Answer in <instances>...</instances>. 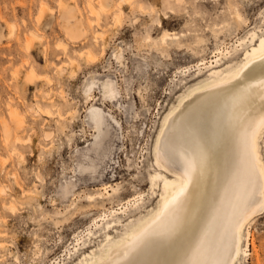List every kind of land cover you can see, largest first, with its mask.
Here are the masks:
<instances>
[{
  "label": "rangeland",
  "instance_id": "obj_1",
  "mask_svg": "<svg viewBox=\"0 0 264 264\" xmlns=\"http://www.w3.org/2000/svg\"><path fill=\"white\" fill-rule=\"evenodd\" d=\"M165 31L186 36L164 47ZM32 33L38 38L27 47ZM252 33L264 35V0H0V264H82L111 246L96 264L128 260L112 261L121 248L114 245L158 207L164 117L198 82L240 62ZM88 51L96 63L85 60ZM222 53L232 55L215 64ZM211 61L214 68H204ZM8 105L22 127H13ZM92 106L108 119L97 137ZM3 121L12 125L10 141ZM252 207L240 220L245 253L234 264H264V209Z\"/></svg>",
  "mask_w": 264,
  "mask_h": 264
},
{
  "label": "bare ground",
  "instance_id": "obj_2",
  "mask_svg": "<svg viewBox=\"0 0 264 264\" xmlns=\"http://www.w3.org/2000/svg\"><path fill=\"white\" fill-rule=\"evenodd\" d=\"M60 6H63L62 2ZM233 13L235 21L242 19L238 9ZM167 17L169 15L165 14L164 18ZM119 21L120 15H116L115 22ZM158 24L162 26L160 21ZM9 31L13 33L12 29ZM31 35L27 47L38 38L34 33ZM184 36V32L165 31L159 44L168 47L171 41L180 45ZM252 41H255L254 45L240 62L225 71H215L208 80L198 82L164 117L157 140L158 166L170 173L172 171L162 164L163 160L175 164V167L178 163L181 173H172L170 177L157 174L161 180V192L156 211L114 245L121 248L118 258L112 261H123L130 256L121 264H234L241 252L245 253L240 244L243 237L240 220L253 204L255 206L260 201L257 196L259 175L264 186V155L260 150L264 134V35L252 33ZM231 55L222 53L215 64ZM85 60L97 62L91 51L87 52ZM70 66L69 73L74 75L77 65ZM204 68H214L213 62ZM58 69L62 71L64 67ZM32 79L34 69L30 68L25 80L30 82ZM94 83L88 85L87 93ZM101 86L104 94L114 97V90L107 80H103ZM8 115L14 128L23 126V116L16 108L9 106ZM89 118L94 123L97 137L104 130L102 125L108 121L107 115L102 108L92 106ZM2 124L5 139L10 141L12 125L6 121ZM45 135L49 136V133ZM14 141L18 143L21 139L16 137ZM15 153L21 162V154ZM111 190L112 194L107 192L108 196L118 194L120 187ZM96 197L104 196L101 193L87 196L91 202ZM138 203V200L134 201V205ZM7 208L13 210L14 205H7ZM105 221L107 228L109 220ZM248 235L247 231L244 236ZM112 247L104 256L94 259L92 254L82 264H96L108 257Z\"/></svg>",
  "mask_w": 264,
  "mask_h": 264
},
{
  "label": "flooded vegetation",
  "instance_id": "obj_3",
  "mask_svg": "<svg viewBox=\"0 0 264 264\" xmlns=\"http://www.w3.org/2000/svg\"><path fill=\"white\" fill-rule=\"evenodd\" d=\"M263 144H264V134L262 135V138H261V140H260V145H261V148H260V150H261V152H262V154L264 155V151H263ZM252 159H253V162H254V165H256V163H255V161H254V153L252 154ZM170 164V163H169ZM168 167V169L170 170V171H172V172H165V170H164V172H165V175H169V177L172 175V173H176V172H180L181 173V171H177V170H175V169H173V167L175 168V166H173L172 164H170V165H167ZM171 166H173L172 168H171ZM260 180H261V178H260V175H259V177H257V182L259 181V184H258V191L257 192H259L260 194H261V196H260V201H259V203H257L255 206H253L252 207V210H254L253 211V214H256L257 212H259V210H263L264 209V205H263V199H264V186H262L261 185V182H260Z\"/></svg>",
  "mask_w": 264,
  "mask_h": 264
}]
</instances>
